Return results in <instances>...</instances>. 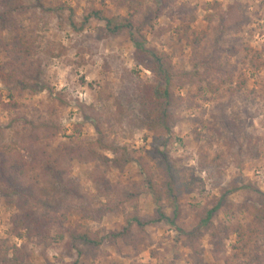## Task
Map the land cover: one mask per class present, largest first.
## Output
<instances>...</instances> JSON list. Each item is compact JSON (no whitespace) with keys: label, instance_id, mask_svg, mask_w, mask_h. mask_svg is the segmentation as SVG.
I'll list each match as a JSON object with an SVG mask.
<instances>
[{"label":"rangeland","instance_id":"obj_1","mask_svg":"<svg viewBox=\"0 0 264 264\" xmlns=\"http://www.w3.org/2000/svg\"><path fill=\"white\" fill-rule=\"evenodd\" d=\"M24 1L27 11L17 16V29L9 24L2 37L10 40L17 33L34 44V56L41 60V78L46 87L19 97L11 95L0 79V146L4 150L19 149L27 121L46 117L59 124L51 143L53 154L62 144L93 141L98 136L94 124L102 122L110 140L126 146L136 156L145 155L151 149L152 133L129 122L136 103L131 96H119L123 92L130 94L134 84L153 83V75L137 64L128 33L107 38L102 32L103 22L91 19L83 23L93 8L104 10L107 15L127 17L133 12L128 0ZM155 8L162 12L153 28L143 30L147 46L170 54L177 71L203 72L207 60L222 71L207 76V82L219 86L215 93L207 82L202 90L193 83L174 85L183 103L175 110L173 134L167 137L165 148L181 175L198 180L181 200L182 217L177 227L165 221L152 224L145 230V244H105L95 259L84 257L80 264H191L190 250L179 229L192 230L197 224V213L213 206L221 195L220 189L230 186L239 189L228 196L216 214V225H251L259 231L252 239L249 235L241 238L230 234L218 252L210 237L204 236L200 251L205 263L264 264V228L245 209L256 200L254 188L264 192V0H166V5L144 0L142 11L135 14L136 21L152 17ZM228 12L236 15L239 24L224 30L221 21ZM4 60L0 50V65ZM256 63L262 65L257 68ZM11 100L19 106H10ZM90 106L98 114L97 121L89 119ZM231 121L240 127L242 150L229 139L234 133L229 129ZM105 155L112 158L111 152ZM64 165L69 180L85 195L95 197L96 206L105 199L99 196L91 175L101 171L110 183L120 182L142 192L138 197L142 217L155 215L156 203L144 191L143 176L136 163L123 171L100 161L79 160ZM153 167L160 179L159 169L155 164ZM35 178L41 180V188L49 186L43 176ZM165 211L171 212L169 208ZM17 213L16 198L0 196V241L7 246L25 245L28 258L24 264L73 262L77 253H69L65 246L68 229L112 231L124 225L121 212L97 222L72 210L62 227H52L48 240L38 243L36 238L20 239L14 235L11 218Z\"/></svg>","mask_w":264,"mask_h":264},{"label":"trees","instance_id":"obj_2","mask_svg":"<svg viewBox=\"0 0 264 264\" xmlns=\"http://www.w3.org/2000/svg\"><path fill=\"white\" fill-rule=\"evenodd\" d=\"M156 1H162L166 5V0ZM128 3L133 12L127 17L107 15L104 10L93 8L84 17L83 23L91 19L103 22L102 32L107 38L128 33L134 45L137 64L153 75V83L134 84L132 94L123 92L119 96L121 99L133 97L136 110L131 111L129 122H135L138 127L152 133L151 149L147 150L145 155L136 156L126 146H120L110 140L103 131V123L99 122L94 124L98 134L96 139L88 143L62 144L59 151L53 154L50 151L51 143L56 137L59 124L46 117L27 121L22 128L19 149L4 150L0 146V196L16 198L18 213L11 218L12 231L16 237L29 240L36 238L38 243L45 242L49 238L50 229L55 226L62 227L72 210L97 222L106 215L122 213L124 225L118 230L93 231L79 227L68 229L66 249L69 253L75 251L77 254L73 262L65 264H80V259L84 257L95 259L105 244L114 245L123 241L126 246H141L146 242V228L155 223L165 221L177 227V221L182 217L181 200L191 192L198 180L195 177L187 179L181 175L175 162L169 159L165 148L167 137L173 134L175 110L183 103V98L175 93L174 85L193 83L202 90L207 76L215 71L222 72L221 68L207 60L202 66L203 72L197 69L193 73L177 71L170 54L147 46L143 33L145 27L153 28V22L158 19L162 10L155 8L151 11L152 17L137 22L135 14L142 11L144 0H128ZM26 11L24 0H0V50L5 59L0 65V79L11 95L19 97L25 92L33 95L46 87L41 78V60L34 56V44L23 40L17 33L10 40L2 37V32L9 24L15 25L14 29H17L16 18ZM238 21L233 12H228L227 17L222 18L221 27L229 30L236 23L239 24ZM261 65L256 63L255 67ZM245 83L243 80L242 84ZM207 87L213 93L219 89V86L210 82H207ZM237 89L240 90L241 86ZM9 105L13 108L19 106L14 100H11ZM88 109L92 111L89 119L97 121L96 110L91 106ZM229 124V129L234 131L229 139L242 150L243 145H239L238 134L240 127L233 121ZM234 126L236 130L233 129ZM105 152H111L112 158L107 157ZM79 160L100 161L119 171H123L131 163H136L143 176L144 191L149 193L156 203L155 215L142 217L138 212V197L142 192L135 187L128 189L120 182L110 183L101 171L91 175L99 196L105 199L96 206L95 197L91 198L82 193L77 184L68 178L64 164ZM153 164L159 169L160 179L157 178ZM38 175L43 176L49 186L41 188V180L35 178ZM238 189L237 186L222 187L221 195L214 205L197 213V224L192 230L187 232L179 229L185 237L184 245L190 250L191 264H206L200 251L201 240L206 235L210 237L211 244L218 252L224 239L230 234L240 235L241 238L249 235L252 239L259 231L251 225L245 228L240 224L233 227L216 225V214L228 196ZM254 192L256 200L246 205L245 209L264 228V192L258 188H254ZM127 207H131V210L127 211ZM165 208H169L171 212L166 213ZM27 258L25 245L7 246L5 242L0 241V264H24Z\"/></svg>","mask_w":264,"mask_h":264}]
</instances>
